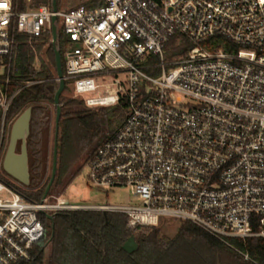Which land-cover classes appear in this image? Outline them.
I'll return each instance as SVG.
<instances>
[{"label":"built area","instance_id":"1","mask_svg":"<svg viewBox=\"0 0 264 264\" xmlns=\"http://www.w3.org/2000/svg\"><path fill=\"white\" fill-rule=\"evenodd\" d=\"M0 4V167L6 112L22 88L8 93L16 36L51 32L55 15L75 95L87 107L126 103L122 123L95 147L87 179L104 191L128 188L141 202H31L0 177V264L29 260L48 237L43 217L71 210L120 213L131 229L166 217L188 222L252 261L231 240L264 239V0H104L55 13ZM175 35L194 45L168 59Z\"/></svg>","mask_w":264,"mask_h":264},{"label":"trees","instance_id":"2","mask_svg":"<svg viewBox=\"0 0 264 264\" xmlns=\"http://www.w3.org/2000/svg\"><path fill=\"white\" fill-rule=\"evenodd\" d=\"M51 1L32 0L31 5L27 6L25 0H13V4L17 11H23L39 5L51 8ZM102 5L104 0H88L82 6L96 8ZM56 8L58 10L57 1ZM50 38L51 32L48 30L36 36H16L19 43L12 60V82L8 87L9 94L22 87L12 98L6 112L5 120L9 127L27 107L32 108L27 137L29 184L16 187L31 202L41 201L52 163L55 130L53 97L58 82ZM68 44V38L60 27L56 30L55 48L61 55L63 74V53ZM200 44L210 46V43ZM193 45L175 35L165 47V56L168 59L178 57ZM40 52H43L44 58L40 57ZM35 60L38 61L37 67ZM26 81L36 83L23 86ZM69 85L70 82L65 80L64 90L59 96L57 164L51 185L52 189L60 187L61 191L76 177L82 164L77 165L81 160L89 159L91 150L104 133L102 111L86 108L80 98L66 96ZM125 106L126 103L121 101L113 107H106L108 120L110 116L120 118ZM43 219L48 228V237L33 244L29 260L17 264H264V239L248 238L244 242L231 240L235 248L251 258L252 261H249L188 222H181L172 237H165L156 226L128 228L127 217L114 212L104 215L94 210L59 211L53 215L52 221ZM131 235L137 249L126 253L121 245Z\"/></svg>","mask_w":264,"mask_h":264},{"label":"rangeland","instance_id":"3","mask_svg":"<svg viewBox=\"0 0 264 264\" xmlns=\"http://www.w3.org/2000/svg\"><path fill=\"white\" fill-rule=\"evenodd\" d=\"M56 1H57L58 10H65L71 7L83 5L88 0H56ZM25 2L27 6H30L32 0H25ZM60 23H61V20L59 18L56 19L55 21L56 30L60 29ZM49 42L51 43V38L49 39ZM40 57L44 58L43 52H40ZM37 60H35V63H34L36 67L38 66ZM0 72H2L1 69H0ZM101 94H103L102 90H101ZM66 96L77 97L74 93V90L72 89L70 85H69L68 90L66 91ZM84 96H92V94H85ZM77 98H80V97H77ZM113 106L115 105H112V106H100L99 105L95 107L86 106V108H89V109H97V110L102 111V115H103L102 128L104 131L102 139L107 137L110 133H114L124 119V115L126 112L125 107L122 108L124 112L120 118L115 119L113 116H110L108 120L107 116L105 115V109L106 107H113ZM9 130H7L6 132V137H5L4 145H3V153H5L6 147L8 144ZM97 145L98 143L91 150V155ZM16 151L19 152V144L17 145ZM89 159L85 161L81 160L79 162L77 166L79 167L81 164L82 166L79 169L78 174L63 191L60 190V187L57 189H52V186H51L47 196L48 197L49 196H54V197L62 196L68 199V201L72 204H84V205L109 204V205H118V206L140 205L141 204L139 199L132 196L128 188L117 187V188L111 189L110 191H104L92 185L87 179L88 169L86 165ZM5 175H6L5 172L0 167V177H5ZM180 223L181 222L177 220L166 217V218H162L156 227L160 228L162 236L172 237L175 234Z\"/></svg>","mask_w":264,"mask_h":264},{"label":"water","instance_id":"4","mask_svg":"<svg viewBox=\"0 0 264 264\" xmlns=\"http://www.w3.org/2000/svg\"><path fill=\"white\" fill-rule=\"evenodd\" d=\"M52 11L55 13L56 0L51 1ZM56 16L51 17V44L54 49V60L56 69V79L58 81V87L54 93L53 102L55 107V118H54V142H53V152H52V163L50 178L45 188L43 200L54 181L56 174V164H57V127L58 120L60 117V105L59 96L64 90L65 80L62 70V60L59 51L55 48L56 40V27H55ZM31 107H27L23 112H21L12 122L9 130V140L4 153L1 166L3 171L7 176L18 182L21 186H27L29 184V172H28V154H27V137L29 134V124L31 118ZM19 144V152L16 151L17 145ZM105 215V212H103ZM47 219L52 221V215H46ZM53 225H51V228ZM52 236V234H51ZM121 249L126 253H132L137 249V243L135 242L134 236H129L126 241L121 245Z\"/></svg>","mask_w":264,"mask_h":264},{"label":"bare ground","instance_id":"5","mask_svg":"<svg viewBox=\"0 0 264 264\" xmlns=\"http://www.w3.org/2000/svg\"><path fill=\"white\" fill-rule=\"evenodd\" d=\"M108 99H101V101L104 103L105 101H107Z\"/></svg>","mask_w":264,"mask_h":264},{"label":"snow or ice","instance_id":"6","mask_svg":"<svg viewBox=\"0 0 264 264\" xmlns=\"http://www.w3.org/2000/svg\"><path fill=\"white\" fill-rule=\"evenodd\" d=\"M5 5H3V4H0V7H4Z\"/></svg>","mask_w":264,"mask_h":264}]
</instances>
